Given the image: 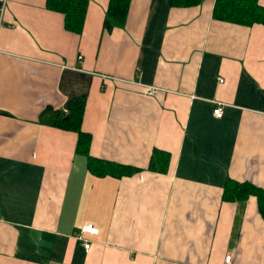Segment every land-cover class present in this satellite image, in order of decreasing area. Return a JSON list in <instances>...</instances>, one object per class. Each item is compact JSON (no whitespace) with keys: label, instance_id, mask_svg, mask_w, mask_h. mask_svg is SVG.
Returning a JSON list of instances; mask_svg holds the SVG:
<instances>
[{"label":"crops","instance_id":"1","mask_svg":"<svg viewBox=\"0 0 264 264\" xmlns=\"http://www.w3.org/2000/svg\"><path fill=\"white\" fill-rule=\"evenodd\" d=\"M2 3L0 264H264L255 196L222 197L264 189V24L130 0L107 31L109 0H89L77 34L46 0ZM79 96L92 168L74 129L40 121Z\"/></svg>","mask_w":264,"mask_h":264},{"label":"trees","instance_id":"2","mask_svg":"<svg viewBox=\"0 0 264 264\" xmlns=\"http://www.w3.org/2000/svg\"><path fill=\"white\" fill-rule=\"evenodd\" d=\"M88 2L89 0H46V7L64 16V25L67 30L81 34ZM129 2L130 0H109L103 18V28L105 30L112 31L113 28L124 24ZM200 2L201 0H171L172 5L177 6L197 5ZM213 16L217 19L244 25L264 24V7L259 5L257 0H215ZM84 103V96L72 98L67 106L68 114L46 107L40 115V121L54 127L74 129L78 134L77 151H81L87 156L92 168L93 165L96 166L98 161L88 154L90 136L80 129L78 123ZM159 153L164 154V160H166L167 154L162 153V151ZM95 172L102 173V170L95 169ZM250 195L255 196L258 212L264 220L263 188L248 182L227 181L222 197L223 200L239 201L245 200Z\"/></svg>","mask_w":264,"mask_h":264},{"label":"built area","instance_id":"3","mask_svg":"<svg viewBox=\"0 0 264 264\" xmlns=\"http://www.w3.org/2000/svg\"><path fill=\"white\" fill-rule=\"evenodd\" d=\"M4 8V3L1 4L0 6V10L1 12L3 11ZM79 59H81V56L78 57ZM220 82L223 81V79H219ZM67 110H65L64 112H66ZM213 115L217 118L221 117L223 115V107L220 103H218V105H216V107L213 109ZM98 233V229L94 226H92L91 224H86L85 226L80 228V231H78V233L76 234V237L78 240L83 241V248L85 250H88L90 247L91 242L85 238H83V234H91V235H96ZM231 255H227L224 258V263L225 264H232V260H231Z\"/></svg>","mask_w":264,"mask_h":264}]
</instances>
